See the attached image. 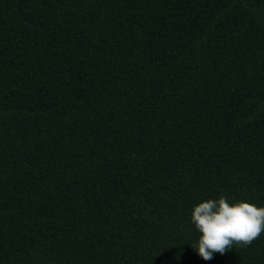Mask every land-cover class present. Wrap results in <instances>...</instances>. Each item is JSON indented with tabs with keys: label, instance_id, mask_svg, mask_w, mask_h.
Listing matches in <instances>:
<instances>
[{
	"label": "trees",
	"instance_id": "1",
	"mask_svg": "<svg viewBox=\"0 0 264 264\" xmlns=\"http://www.w3.org/2000/svg\"><path fill=\"white\" fill-rule=\"evenodd\" d=\"M264 206V0H0V264L205 261L196 204Z\"/></svg>",
	"mask_w": 264,
	"mask_h": 264
},
{
	"label": "clouds",
	"instance_id": "2",
	"mask_svg": "<svg viewBox=\"0 0 264 264\" xmlns=\"http://www.w3.org/2000/svg\"><path fill=\"white\" fill-rule=\"evenodd\" d=\"M191 222L200 233L192 247L205 261L214 253L223 255L235 245L248 246L264 232V206L245 200L230 203L221 195L196 204Z\"/></svg>",
	"mask_w": 264,
	"mask_h": 264
}]
</instances>
